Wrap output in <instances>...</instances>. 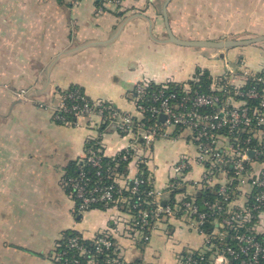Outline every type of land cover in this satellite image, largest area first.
Returning a JSON list of instances; mask_svg holds the SVG:
<instances>
[{"label": "crops", "instance_id": "0c3cea01", "mask_svg": "<svg viewBox=\"0 0 264 264\" xmlns=\"http://www.w3.org/2000/svg\"><path fill=\"white\" fill-rule=\"evenodd\" d=\"M163 2L120 0L99 10L96 0L75 6L69 0H0V264H52L47 254L61 231L89 237L121 215L114 207L75 215L61 178L84 155L97 128L91 118L55 122L50 105L59 92L79 86L89 98L136 117L137 82L183 85L200 69L213 81L223 77L242 86V70L256 73L264 66V46L258 43L214 52L169 42ZM166 11L172 33L182 39L264 35V0H169ZM206 50L212 51L208 57ZM19 89L42 106L16 99L13 90ZM131 142L135 138L129 133L109 128L102 135L103 153L113 156ZM138 150L147 157L145 171L164 199L193 192L165 189L171 166L181 156L191 163L188 178L200 175L186 132L139 144ZM135 162L125 166L120 185L137 173ZM127 247L128 258L175 264L178 252L201 248L202 238L184 218H174L156 226L147 245Z\"/></svg>", "mask_w": 264, "mask_h": 264}, {"label": "built area", "instance_id": "2783aa9c", "mask_svg": "<svg viewBox=\"0 0 264 264\" xmlns=\"http://www.w3.org/2000/svg\"><path fill=\"white\" fill-rule=\"evenodd\" d=\"M79 1L70 0L73 6ZM119 1L101 0L99 6L107 2L118 5ZM238 63L244 66L242 61ZM242 72L244 85L216 78L211 93L199 92L186 83L181 94L165 91V85L150 92V83L137 82L136 117L110 102L89 98L79 86L59 92L57 104L51 108L55 121L67 124L91 118L97 128L65 183L76 211L81 214L103 205L119 209L121 215L89 237L81 233L69 236L65 248L53 252L54 264H147L128 258L127 246L147 245L151 231L163 220L174 218H184L202 238L201 248L178 252L175 264H264V66L256 73ZM24 93L25 89L13 90L19 100H28ZM67 100L74 103L68 105ZM250 100L256 103L250 105ZM28 101L42 106L40 101ZM160 115L164 120H157ZM109 128L135 138L109 157L127 164L136 160L137 173L127 175L124 185L119 184L125 176L117 171L119 163L103 162L102 135ZM182 132L195 147L193 158L201 171L191 180L187 176L190 160L181 156L174 162L166 191L192 188L193 192L190 197L174 196L168 202L170 198L164 199V191L145 171L147 157L137 152L139 144L178 138ZM87 166L93 168L92 174ZM204 190L215 196L196 201L194 194ZM131 197L135 200L129 203ZM119 203L127 205L118 208Z\"/></svg>", "mask_w": 264, "mask_h": 264}, {"label": "trees", "instance_id": "16d2710c", "mask_svg": "<svg viewBox=\"0 0 264 264\" xmlns=\"http://www.w3.org/2000/svg\"><path fill=\"white\" fill-rule=\"evenodd\" d=\"M96 1L98 2V0H96ZM99 2H98V4H99ZM220 78L222 79V82H225V79L223 77H220ZM212 82H213V80L210 78L209 73H208L207 70H200V69H198L196 71V73L194 74V76L191 78V80L187 81L186 84H188L191 88H194V89H196L199 92H205V93L210 92L211 93L213 91L211 89L212 88ZM163 85H165V91H167V92H169V91H175V92H177V94H181V92H183L182 91L183 85L178 84V83H173V82H168V83H165V84H155V83H151L148 90L150 92L151 91H155V90L159 89L160 87H163ZM247 85H248V83H247ZM67 103H68V105H71L72 103H74V101L73 100H67ZM255 103H256V100H250L249 101V104L250 105H254ZM70 120L72 121V118H70ZM157 120L158 121H161L159 118H157ZM55 122H57V121H55ZM149 122H151V121H149ZM57 123H60V122H57ZM89 144H90V142L88 143V141H87L86 146H88ZM110 161L112 163H115V162L119 163L118 166H116L117 171L120 174L121 173H123V174L125 173V166L127 164L126 161H124V162L123 161H117L116 159L112 161L111 158H109L107 156L103 158V162H110ZM75 168H76L75 161H73L72 163L69 164V166L66 167L65 172H64V174H63V176L61 178L62 186H63L64 190L67 192V194H69V196H70V188L65 183L67 181V178L73 175V171H74ZM86 170H88L90 174L93 173V168H91L89 166L86 167ZM123 194L124 195H127L128 193L126 191H123ZM214 196H215V194H213V192H210L209 190L199 191V192H196L194 194V197L196 198V201L202 200L204 198H210V199H212ZM187 197H190L189 194L187 195ZM134 200L135 199L133 197H131L128 200V202L131 203ZM169 201L170 202L173 201V196H170V199L168 200V202ZM124 205H127V204L126 203L123 204V205L121 203L118 204V206L119 207H122V208H123ZM107 207H108V205H107ZM94 208L104 209L106 207L103 206V205L102 206L101 205H96V206H94ZM132 211L134 212V210H132ZM74 213H75V215H80L76 211V208L74 209ZM207 227H208V225L205 224L204 225V228L207 229ZM78 233H80V232H77L75 230H65V231H61L60 232V234L54 240L53 245H52L51 249L49 250V252L47 254L49 256L52 264H54L53 263L54 262L53 261V252L55 250H58V249L61 250V249L65 248V241H66V239L69 236H72V235H75V234H78ZM225 242L226 243H229L228 240H226ZM185 252H187V251L186 250H183V251H181V254H184Z\"/></svg>", "mask_w": 264, "mask_h": 264}, {"label": "water", "instance_id": "95a60500", "mask_svg": "<svg viewBox=\"0 0 264 264\" xmlns=\"http://www.w3.org/2000/svg\"><path fill=\"white\" fill-rule=\"evenodd\" d=\"M168 2L169 0H164L163 7H162V14L164 18L167 40L169 42H172L180 46H185V47L208 48V49H217V50L229 49L233 47H239V46H244L248 44L264 42V35H256V36L245 37V38H239V37L231 38L230 37V38H224V39H218V40L178 38L172 33L171 28L168 23L167 11H166V6ZM159 119L161 121L164 120V116L160 115ZM252 153L253 152L250 151L251 155Z\"/></svg>", "mask_w": 264, "mask_h": 264}, {"label": "rangeland", "instance_id": "374dc122", "mask_svg": "<svg viewBox=\"0 0 264 264\" xmlns=\"http://www.w3.org/2000/svg\"><path fill=\"white\" fill-rule=\"evenodd\" d=\"M119 2H120V1H119ZM108 3H109V4H112V5H117L116 3H112V2H107V4H108ZM98 9H99V10H102V8H100V6L98 7ZM234 37H239V38H240V37H245V36H241V35H238V36H231V38H234ZM228 38H230V37H228ZM258 44H261V46H264V42H260V43H258ZM212 50H213L214 52H217V51H218L217 49H212ZM206 52H208V53H206ZM211 53H212V51H211ZM211 53H210V51L206 50L205 53H204V55L208 57V56H210ZM215 56H216V53H215ZM230 67H231L232 70H237V65H236L235 63H230ZM19 90H20V89H19ZM26 91H27V90H26ZM24 94L26 95V97L28 98V100H32L33 102L36 100L35 98L32 97V95H31L30 93L27 92V93H24ZM57 101H58V100L56 99V101L51 102L50 107H51V108L55 107L56 104H57ZM43 102H44V101H43ZM50 107H49V108H50Z\"/></svg>", "mask_w": 264, "mask_h": 264}]
</instances>
